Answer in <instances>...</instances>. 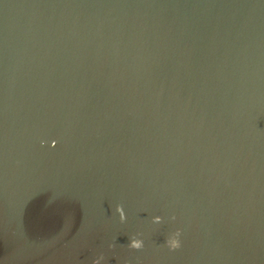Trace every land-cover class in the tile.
I'll use <instances>...</instances> for the list:
<instances>
[{
	"label": "water",
	"instance_id": "obj_1",
	"mask_svg": "<svg viewBox=\"0 0 264 264\" xmlns=\"http://www.w3.org/2000/svg\"><path fill=\"white\" fill-rule=\"evenodd\" d=\"M101 255L264 264V0H0V264Z\"/></svg>",
	"mask_w": 264,
	"mask_h": 264
},
{
	"label": "clouds",
	"instance_id": "obj_2",
	"mask_svg": "<svg viewBox=\"0 0 264 264\" xmlns=\"http://www.w3.org/2000/svg\"><path fill=\"white\" fill-rule=\"evenodd\" d=\"M45 143H46L45 141H41L42 146ZM56 144H57V141L53 140L51 143V146L56 147ZM116 212L119 214L120 221L124 222L126 220V215H125V211H124V206L122 204H118L116 206ZM172 219H175V217H172ZM162 222H163V219L160 216H156L153 218V223L159 224ZM180 235H181L180 230H177L172 236L167 238L166 244L168 245V247L171 250L178 249L181 246V242L179 240ZM110 247H112V245H110ZM128 247L132 248V249L139 250L143 247V241L141 239L133 237V238H131L130 243L128 244ZM103 259H104V257H103V255H101L99 258H97L93 261V264H101V260H103Z\"/></svg>",
	"mask_w": 264,
	"mask_h": 264
}]
</instances>
